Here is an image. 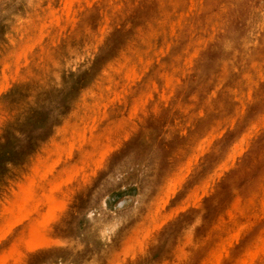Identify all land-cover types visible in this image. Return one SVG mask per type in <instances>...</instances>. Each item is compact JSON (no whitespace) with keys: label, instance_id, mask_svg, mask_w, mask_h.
I'll use <instances>...</instances> for the list:
<instances>
[{"label":"rangeland","instance_id":"374dc122","mask_svg":"<svg viewBox=\"0 0 264 264\" xmlns=\"http://www.w3.org/2000/svg\"><path fill=\"white\" fill-rule=\"evenodd\" d=\"M66 2L0 0V264H264V0Z\"/></svg>","mask_w":264,"mask_h":264},{"label":"bare ground","instance_id":"6f19581e","mask_svg":"<svg viewBox=\"0 0 264 264\" xmlns=\"http://www.w3.org/2000/svg\"><path fill=\"white\" fill-rule=\"evenodd\" d=\"M200 1H201V0H200ZM232 1H233V0H232ZM235 1H236V0H235ZM73 2H74V0H67V2L65 3V9H67V10H66V13H67V14H69V13L71 12V10H72V6H73ZM194 2H195V1H194ZM198 2H199V1H198ZM230 3H231V2H230ZM233 3H234V2H233ZM158 4H159V3H158ZM172 4H173V3H172ZM200 4H202V3H200ZM235 4H236V3H235ZM63 5H64V4H63ZM191 5L193 6V1L190 3L189 6H191ZM175 6H176V5H175ZM198 6H199L200 10L203 9V7H202L201 5H198ZM200 6L202 7V9H201ZM220 6H221V5H220ZM230 6H231V4H230ZM231 7H232V6H231ZM233 7H234V6H233ZM176 8H177V9H176ZM176 8H175L176 10L179 9L177 6H176ZM190 8H191V7H190ZM192 8H193V7H192ZM195 8H196V7H195ZM195 8H194V9H195ZM204 9H205V8H204ZM180 10H182V9H180ZM188 10H189V9H188ZM223 10H224V9H223ZM254 10H255V9H254ZM73 11H74V10H73ZM172 11H174V9H173ZM172 11L170 12L171 14H172ZM189 11H190V10H189ZM235 11H236V9H235ZM255 11H256V10H255ZM257 11H258V10H257ZM257 11H256V12H257ZM185 12H186V11H185ZM197 12H198V11H197ZM199 12H200V11H199ZM51 13L53 14V12H51ZM170 13L168 14V16L171 15ZM181 13H182V12H181ZM46 14H47V13H46ZM48 14H49V13H48ZM166 14H167V12H166ZM175 14H176V13H175ZM187 14H188V13H187ZM210 14H212V13H210ZM255 14H256V13H255ZM50 15H51V14H50ZM172 15H173V14H172ZM178 15H179V13H178ZM183 15H184V14H183ZM183 15H181V16H183ZM185 15H186V13H185ZM208 15H209V14H208ZM216 15H217V13H216ZM56 16H57V15H56ZM181 16H180V17L177 16V17H178V18H182ZM212 16H213V18H215L214 15H212ZM212 16H211V17H212ZM256 16H257V15H256ZM207 17H208V16H207ZM216 17H218V16H216ZM259 17L261 18L262 15H261V16L259 15ZM54 18H55V17H54ZM56 18H57V17H56ZM71 18H72V17H71ZM213 18H212V19H213ZM169 19H171V22H173L171 16H170ZM169 19H168V20H169ZM184 19H185V16H184ZM184 19H183V21H184ZM206 19H207V18H206ZM206 19H205V20H206ZM257 19H258V18H257ZM257 19H256V22L258 21ZM262 19H263V18H262ZM177 20H178V19H177ZM177 20H176V21H177ZM214 20H215V19H214ZM33 21H34V20H33ZM57 21H58V20H57ZM207 21H208V20H207ZM207 21H206V22H207ZM252 21H253V20H252ZM254 21H255V20H254ZM254 21H253V23L255 24ZM260 21H261V19H260ZM159 22H160V21H159ZM161 22H162V21H161ZM169 22H170V21H169ZM169 22H168V23H169ZM174 22H175V21H174ZM177 22H180V21H177ZM209 22H210V21H209ZM249 22H250V21H249ZM34 23H36V22H34ZM163 23H165V22H163ZM219 23H220V22H219ZM258 23H259V22H258ZM25 24H27V23H25ZM29 24H31V23H29ZM29 24H28V25H29ZM172 24H173V26H174V23H172ZM23 25H24V24H23ZM31 25H32V24H31ZM157 25H158V23H157ZM163 25H164V24L159 25V26L162 27ZM167 25H168V24H167ZM169 25H170V24H169ZM178 25H180V23H178L177 26H176V25H175V26H176V27H179ZM211 25H212V23H211ZM255 25H256V24H255ZM20 26H21V25H20ZM165 26H166V25H165ZM215 26H216V25H215ZM22 27H23V26H22ZM27 27H28V26H27ZM166 27H167V26H166ZM168 27H169V26H168ZM170 27H171V26H170ZM159 28H160V27H158V29H159ZM163 28H164V27H163ZM250 28H251V26H250ZM146 29H147V28H145V30H146ZM150 29H152V27H151ZM158 29H157V30H158ZM170 29H171V28H170ZM172 29H173V28H172ZM201 29H202V27H201ZM211 29H212V27H211ZM251 29H252V28H251ZM254 29H256L255 26H254ZM145 30H144V31H145ZM147 30H148V29H147ZM159 30H160V31H163L164 29H163V30L159 29ZM168 30H169V28H168ZM174 30H175V29H174ZM205 30H206V29H205ZM154 31H155V28H154ZM166 31H167V30H166ZM166 31H164L163 33H165ZM199 31H200V30H199ZM203 31H204V30H203ZM155 32H157V31H155ZM167 32H169V31H167ZM173 32H174V31H173ZM173 32H171V33H173ZM211 32H212V31H211ZM95 33H96V31H95ZM195 33H196V31H195ZM157 34L159 35L160 33L157 32L156 35H157ZM161 35H162V33H161L159 36H161ZM171 35H172V34H171ZM171 35H170V36H171ZM192 35H193V34H192ZM250 35H251V34H250ZM95 36H96V35H95ZM147 36H149V35H147ZM150 36H151V35H150ZM163 36H164V34H163ZM166 36H167V35H166ZM207 36H208V34H207ZM96 37H97V36H96ZM202 37H204V36L202 35ZM209 37H210V36H209ZM155 38H156V37H155ZM164 38H166V37L164 36ZM210 38H211V37H210ZM95 39H96V38H95ZM95 39H94V40H95ZM136 39H137V38H136ZM149 39H151V38H149ZM160 39H161V38H160ZM162 39H163V38H162ZM211 39H212V38H211ZM28 40H29V39H28ZM92 40H93V39H92ZM96 40H97V39H96ZM146 40H147V39H146ZM146 40H145V41H146ZM152 40H154V36H153V39H152ZM166 40H167V39H166ZM248 40H249V39H248ZM98 41H99V39H98ZM210 41H211V40H210ZM94 42H95V41H94ZM141 42H142V40H141ZM148 42H150V40H149ZM161 42H162V41H161ZM204 42H205V41H204ZM253 42H255V41H253ZM155 43H156V41H155ZM158 43H159V41H158ZM199 43H200V42H199ZM248 43H250V42H248ZM149 44H150V43H149ZM156 44H157V43H156ZM167 44H168V43H167ZM194 44H195V42H194ZM94 45H95V44H94ZM144 45H145V44H144ZM157 45H158V44H157ZM204 45H205V44H204ZM23 46H24V44H23ZM91 46H92V45H91ZM141 46H142V44H141ZM150 46H151V44H150ZM150 46H149V47H150ZM154 46H155V47H152V48H153L154 50L157 49L155 44H154ZM211 46H212V45H211ZM18 47H19V46H18ZM27 47H28V46H27ZM32 47H33V46H32ZM159 47L161 48L162 46H159ZM95 48H96V46H95ZM138 48H139V47H138ZM167 48H168V47H167ZM252 48H253V47H252ZM15 49H16V48H15ZM17 49H18V48H17ZM27 49H28V48H27ZM142 49H143V48H142ZM142 49H141V50L139 49V50L144 52V50H142ZM161 49H162V48H161ZM18 50H19V49H18ZM148 50H149V49H148ZM154 50H153V51H154ZM248 50H249V49H248ZM140 51H139V52H140ZM153 51L151 50L152 53H153ZM161 51H162V50H160L159 52H161ZM166 51H167V49H166ZM135 52H138V50L135 51ZM143 52H141V53H143ZM149 52H150V51H148V54H150ZM156 52H158V50H157V51H154L155 55L157 54ZM184 52H185V51H184ZM16 53H17V52H16ZM56 53H57V52H56ZM154 53H153V54H154ZM187 53H188V51H187ZM57 54H58V53H57ZM162 54H163V53H162ZM254 54H255V53H254ZM254 54H253V55H254ZM15 55H16V54H15ZM17 55H18V54H17ZM19 55H20V54H19ZM24 55H25V54H24ZM256 55H257V54H256ZM4 56H5V55H4ZM10 56H12V55H10ZM140 56H142V55H140ZM150 56H151V55H150ZM150 56H149V57H150ZM190 56H191V55H190ZM190 56H189V57H190ZM251 56H252V55H251ZM6 57H7V56H6ZM16 57H19V58H20V56H16ZM149 57H148V58H149ZM257 57H258V56H257ZM19 58H18V59H19ZM136 58H137V57H135V60H136ZM144 58H146V57H144ZM249 58H250V57H249ZM157 59H158V58H157ZM184 59H185V58H184ZM252 59H253V56H252ZM4 60H5V58H4ZM139 60H140V59H139ZM141 60H142V57H141ZM143 60H144V59H143ZM148 60H149V59H148ZM150 60H151V59H150ZM150 60H149V61H150ZM240 60H241V57H240ZM242 60H243V59H242ZM263 60H264V57H263ZM16 61H17V60H16ZM231 61H232V60H231ZM132 62H134V58H133V61H132ZM139 62H140V61H139ZM145 62H146V61L144 60V64H145ZM150 62H151V61H150ZM156 62H157V61H156ZM183 62H186V59H185V61H183ZM189 62H190V61H189ZM226 62H227V61H226ZM242 62H243V61H242ZM147 63H148V62H147ZM157 63H159V62H157ZM160 63H161V61H160ZM162 63H163V62H162ZM235 63H236V62H235ZM256 63H257V62H256ZM259 63H260V62H259ZM171 64H172V62H171ZM236 64H237V63H236ZM261 64H264V62L261 63ZM0 65H1V63H0ZM160 65H161V64H160ZM233 65H234V64H233ZM255 65H256V64H255ZM126 66H127V65H126ZM143 66H145V65H143ZM164 66H165V65H164ZM158 67H159V68H163V67H160L159 65H158ZM1 68H2V67H1ZM127 68H128V67H127ZM174 68H176V67H174ZM230 68H231V67H230ZM230 68H229V69H230ZM232 68H233V67H232ZM139 69H140V68H138V70H139ZM163 69H164V68H163ZM163 69H162V70H163ZM177 69H178V68H177ZM262 69H263V68H262ZM164 70H166V69H164ZM172 70H173V69H172ZM174 70H175V69H174ZM180 70H181V69H180ZM0 71H1V69H0ZM2 71H3V70H2ZM254 71L256 72V67H255V70H254ZM263 71H264V70H263ZM261 72H262V71H261ZM0 73L3 74L2 72H0ZM228 73H229V71H228ZM252 73H253V72H252ZM60 74H61V73H60ZM129 74H130V73H129ZM136 74H137V73H136ZM165 74H166V73H165ZM236 74H237V73H236ZM238 74H239V73H238ZM238 74H237V75H238ZM253 74H254V73H253ZM255 74H256V73H255ZM171 75H172V74H171ZM0 76H2V75H0ZM4 76H5V75H4ZM4 76H3V77H4ZM133 76H134V74H133ZM239 76H240V75H239ZM254 76H255V75H254ZM262 76H263V75H262ZM70 77H71V76H70ZM135 77H136V76H135ZM241 77H242V76H241ZM128 78H129V77H128ZM167 78H168V77H167ZM223 78H224V76H223ZM239 78H240V77H239ZM250 78H251V76H250ZM250 78H249V79H250ZM2 79H4V78H2ZM2 79H1V81H3ZM129 79H130V78H129ZM247 79H248V78H247ZM254 79H255V78H254ZM56 80H57V79H56ZM127 80H128V79H127ZM240 80H241V79H240ZM167 81H168V80H167ZM248 81H249V80H248ZM242 82H243V81H242ZM261 82H262V81H261ZM260 84H261V83H260ZM166 86H167V85H166ZM96 87H97V86H96ZM0 88H1V87H0ZM0 90H1V89H0ZM115 91H116V90H115ZM117 91H118V90H117ZM211 92H212V91H211ZM261 92H262V91H261ZM120 93H121V92H120ZM116 95H117V94H116ZM149 95H150V94H149ZM241 95L244 96L243 93H241ZM247 95H249V94H247ZM100 96H101V95H100ZM100 96H99V97H100ZM124 96H125V95H124ZM95 97H96V95H95ZM120 97H121V96H120ZM112 99H113V101H114V98H113V97H112ZM140 99H141V98H140ZM235 99H236V98H235ZM124 101H125V100H124ZM124 101H123V102H124ZM114 102H115V101H114ZM135 102H136V101H135ZM137 102H138V101H137ZM139 102H142V101L139 100ZM184 104H185V107H186V103H184ZM262 105H263V103H262ZM107 106H108V104H107ZM103 107H104V106H103ZM126 108H127V107H126ZM186 108H187V107H186ZM135 109H136V108H135ZM179 109H180V108H179ZM232 109H233V107H232ZM260 109H261V108H260ZM199 110H200V109H199ZM130 111H131V110H130ZM200 111H201V110H200ZM127 112H128V111H127ZM202 112H203V111H202ZM235 112H236V111H235ZM182 113H183V112H182ZM130 114H131V112H130ZM185 114H186V113H185ZM125 115H126V113H125ZM186 115H188V114H186ZM128 116L130 117L131 115H128ZM233 116H234V115H232V117H233ZM259 117L261 118V116H259ZM259 117H258V118H259ZM93 118H94V117H93ZM121 119H122V118H121ZM234 119H235V118H234ZM93 120H94V119H93ZM263 120H264V119H263ZM214 121H215V120H214ZM225 121H226V119H225ZM258 121L260 122V120H258ZM93 122H94V121H93ZM210 122H211V121H210ZM215 122H216V121H215ZM249 122H250V121H249ZM186 123H187V122H186ZM232 123H233V122H232ZM205 126H206V125H205ZM224 126H225V125H224ZM254 126H255V124H253V126H250V127H253V128H254ZM257 126H258V125H257ZM102 128H103V127H102ZM206 128L208 129L207 126H206ZM224 128H225V127H224ZM203 129H205V127H204ZM84 130H85V129H84ZM220 130H221V128H220ZM215 131H217V130H215ZM248 131H249V129H248ZM251 131H252V130H251ZM219 132H220V131H219ZM84 133H85V132H84ZM84 133H83V135H84ZM216 133H217V132H216ZM249 133H250V132H249ZM203 134H204V133H203ZM220 134H221V132H220ZM245 134H246V136H247L248 132H246ZM250 134H251V133H250ZM250 134H249V135H250ZM249 135H248L247 137H249ZM84 136H85V135H84ZM201 136H202V135H201ZM203 136H204V135H203ZM242 136H243V135H242ZM242 136H241V138H242ZM247 137H246V138H247ZM202 138H204V137H202ZM215 138H216V137H215ZM215 138H213V139H215ZM243 138L245 139L244 136H243ZM243 138H242L241 141H243ZM206 139H207V138H206ZM239 139H240V136H239ZM204 140H205V139H204ZM207 140H208V139H207ZM61 141H62V140H61ZM201 141H203V139H202ZM206 142H207V141H206ZM233 142H234V141H233ZM236 142H238V141H236ZM245 142L247 143V141H245ZM195 143H196V142H195ZM203 143H204V141H203ZM208 143H209V142H208ZM238 143H239V142H238ZM198 145H199V147H198L197 149H202V148H200V144H199V143H198ZM241 145H242V144H241ZM231 147H233V144H231ZM236 147H237V146H236ZM239 147H241V146L239 145ZM44 148H45V147H44ZM105 148H106V147H105ZM241 148H243V147H241ZM194 149H195V148H194ZM233 149H234V148H233ZM237 149H239V148H237ZM237 149H236V150H237ZM201 151H203V150H200V153L202 154ZM229 151L231 152V149H230ZM237 151H238V150H237ZM240 151H242V149L239 150V152H240ZM103 152H104V151H103ZM103 152H102V153H103ZM196 152H197V151H196ZM196 152H195V153H196ZM233 152H234V151H233ZM233 152H232V153H233ZM193 153H194V152H193ZM235 153H236V152H235ZM69 154H70V153H69ZM201 154H200V155H201ZM228 154L230 155L229 152H228ZM238 154H239V153H238ZM102 155H103V154H102ZM180 155H181V154H180ZM196 155H198V153H196ZM229 155H228V158H229ZM231 155H232V154H231ZM234 155H235V154H234ZM236 155H237V153H236ZM226 156H227V155H226ZM192 157H193V156H192ZM188 158H189V157H188ZM196 158H197V157H196ZM224 158H225V157H224ZM191 159H192V158H191ZM191 159L189 158L188 160L190 161ZM234 159H235V158H234ZM226 160L228 161L229 159H225V161H226ZM53 161H54V160H53ZM219 161H220V160H219ZM227 161H226V162H227ZM186 162H187V161H186ZM233 162H234V161H233ZM187 163H188V164H191V161H190V163H189V162H187ZM194 163H195V161H194ZM222 163H223V166H224L225 162H222ZM231 163H232V162H231ZM255 163H256V162H255ZM219 164H220V163H219ZM226 164H227V163H226ZM53 166H54V164H53ZM75 166H76V165H75ZM214 166H215V165H214ZM217 166H218V165H217ZM225 166H226V165H225ZM225 166H224V168H226ZM180 168H181V167H180ZM182 168H183V167H182ZM182 168H181V169H182ZM209 168H210V167H209ZM221 168H222V166H221ZM49 169H50V168H49ZM181 169H180V170H181ZM183 169H184V168H183ZM213 169H214V168H213ZM219 169H220V168H219ZM36 170H37V169H36ZM188 170H189V167H188V169L186 168V174H187V172H189ZM225 170H226V169H225ZM213 171H214V173H216L215 170H213ZM61 172H64V171H61ZM175 173H176V172H175ZM45 174H46V173H45ZM63 174H64V173H63ZM186 174H185V175H186ZM204 174H205V173H204ZM218 174L220 175L219 172H218ZM218 174H217V175H218ZM59 175H61V174H59ZM173 175H174V174H173ZM173 175H172V176L170 175V176L173 177ZM213 175H214V174H213ZM207 177L210 178L209 176H207ZM259 177H260V176H259ZM176 178H178V177L176 176ZM179 178H181V177L179 176ZM211 178H212V177H211ZM181 179H182V178H181ZM260 179H261V178H260ZM263 179H264V178H263ZM174 180H175V179H174ZM53 181H54V180H53ZM62 181H63V180H62ZM62 181H61V182H62ZM171 181H172V180H171ZM175 181H176V180H175ZM61 182H60V183H61ZM80 182H81V181H80ZM177 182L179 183L178 179H177ZM201 182H202V181H201ZM60 183H59V184H60ZM173 183H174V184H173V187H172L171 190H173V188H175V187H174V186H175V182H173ZM171 184H172V183H171ZM171 184H170V186H171ZM179 185H180V184H179ZM258 185H259V187H260V184H258ZM19 186H20V185H19ZM45 186H46V185H45ZM47 186H48V185H47ZM79 186H80V185H79ZM167 186H168V185H167ZM170 186H168V187H170ZM203 186H204V185H203ZM203 186H201V187H203ZM207 186H208V183H207ZM20 187H21V186H20ZM165 187H166V186H165ZM194 188H195V187H194ZM199 188H200V187H199ZM20 189H21V188H20ZM52 189H53V186H52ZM168 189H169V188H167V190H168ZM167 190H166V191H167ZM171 190H168V192H169V191L171 192ZM175 190H176V189H175ZM195 190H196V189H195ZM263 191H264V190H263ZM261 192H262V191H261ZM23 193H24V192H23ZM163 193H164V191H163ZM252 193H253V192H252ZM27 194H28V192H27ZM27 194H26V195H27ZM164 194H166V193H164ZM164 194H163V195H164ZM202 194H203V192H202ZM20 195H21V194H20ZM20 195H19V196H20ZM194 196H195V195H194ZM251 196H252V195H251ZM14 197L16 198V195H15ZM166 198H168V196H166ZM251 198H252V197H251ZM21 199H22V198H21ZM23 199H25V196L23 197ZM198 199H199V198H198ZM11 201H12V200H11ZM21 201H23V200H21ZM161 201H162V200H161ZM165 201L167 202V199H166ZM16 202H17V201H16ZM25 202H26V201L24 200V202H20V203L22 204V203H25ZM158 202H159V201H158ZM11 203H12V202H11ZM163 203H164V200H163ZM163 203H162V204H163ZM16 204H17V203H16ZM164 204H165V203H164ZM246 204H247V203H246ZM262 204H263V201H262ZM12 205H13V204H12ZM234 205H236V203H235ZM263 205H264V204H263ZM17 206H18V204H17ZM4 207H5V206H4ZM156 207H157V206H156ZM178 207H179V206H178ZM20 208H21V207H20ZM163 208H164V207H163ZM261 209H262V208H261ZM49 211H50L51 214H52V213H53V207H51V209H50ZM246 211H247V209H246ZM249 211H250V210H248V212H249ZM18 212H19V211H18ZM250 212H251V211H250ZM261 212H262V210H261ZM251 213H252V212H251ZM20 214H21V213H20ZM255 214H256V213H255ZM257 214H258V213H257ZM24 215H26V214L24 213ZM155 215H156V213H155ZM261 215H264V214H261ZM10 216H11V215H10ZM250 216H251V215H250ZM256 216H257V215H256ZM13 217H14V215H13ZM15 217L18 218V217H17V214L15 215ZM155 217H156V216H155ZM254 217H255V216H254ZM260 217H261V216H260ZM9 218H10V217H9ZM9 218H8V219H9ZM8 219H7V220H8ZM152 219H153V218H152ZM252 219H253V216H252ZM0 220H1V219H0ZM3 220H4V219H3ZM29 221H30V220H29ZM3 222H5V221H3ZM10 222H11V219H10ZM10 222L7 221V223H10ZM13 222H14V221H13ZM18 222H20V220H18ZM0 223H1V222H0ZM7 223H6V224H7ZM7 225H8V224H7ZM10 225H11V223H10ZM10 225H9V226H10ZM160 225H161V224H160ZM5 226H6V225H5ZM153 226H155V224H153ZM0 227H1V228H0V229H1L0 232H1V231H3V230H2L3 227H2V225H0ZM6 227H7V226H6ZM10 227H11V226H10ZM48 227L50 228V226H48ZM237 228H240V226H239V227L237 226ZM237 228H236V229H237ZM4 229H5V228H4ZM7 230H9V228H7ZM148 230H149V229H148ZM148 230H147V231H148ZM259 230H260V229H259ZM259 230H258V231H259ZM7 232H8V231H7ZM235 232L237 233V232H238V229H237V231L234 230V234H235ZM1 233H2V232H1ZM34 234H35V233H34ZM2 235H4V234H2ZM235 235H236V237H237V234H235ZM257 235H258V234H257ZM230 236H231V234L229 235V238H230ZM254 236H256V235H254ZM263 236H264V235H263ZM35 237H36V234H35ZM143 237H145V235H144ZM223 238H224V237H223ZM229 238H228V239H229ZM42 239H43V238H42ZM42 239L40 238V240H42ZM232 239H233V236H232ZM232 239H231V240H232ZM234 239H235V238H234ZM253 239H254V238H253ZM255 239H256V238H255ZM263 239H264V238H263ZM223 240H224V239H223ZM235 240H237V239H235ZM19 241H20V240H19ZM228 241H230V240H228ZM253 241H254V240H253ZM140 243H141V242H140ZM230 243H231V242H230ZM230 243H229V245H230ZM254 244H255V243H254ZM254 244H252V245H254ZM192 245H193V244H192ZM247 245H248V244H247ZM249 245H250V244H249ZM252 245H251V246H252ZM186 246H187V245H186ZM223 246H224V245H223ZM244 246H245V245H244ZM179 247H180V246H179ZM192 247H193V246H192ZM253 247H256V246L254 245ZM253 247H252V249H254ZM129 248H130V247H129ZM222 248H224V247H222ZM247 248H248V247H247ZM256 248H257V247H256ZM248 249H250V248H248ZM248 249H246V250L248 251ZM252 249H250V250H252ZM250 250H249V251H250ZM257 250H259V249L257 248ZM254 251H256V249H254ZM209 252H211V251H209ZM212 252H213V251H212ZM245 252H246V251H245ZM245 252H243V253H245ZM261 252H262V250H261ZM243 253H242V254H243ZM247 253H252V252H247ZM262 253H263V252H262ZM205 254H206V253H205ZM210 254H211V253H210ZM226 254H227V253H226ZM252 254H253V253H252ZM254 254L256 255V252H255ZM122 255H123V254H122ZM217 255H218V254H217ZM220 255H221V253H220ZM243 255H244V254H243ZM245 255H246V253H245ZM247 256H248V255H247ZM118 257H119V256H118ZM207 257H208V256H207ZM242 257H243V256H242ZM249 257H250V255H249ZM252 257H253V256H252ZM252 257H251V258H252ZM254 257H255V256H254ZM205 258H206V257H205ZM239 259H246V258L244 257V258H239ZM218 260H219V258H218ZM237 261H239V260H237ZM237 261H236V262H237ZM243 261H245V260H243ZM243 261H240V262L242 263ZM251 261H252V260H251ZM195 262H196V261H195ZM234 262H235V261H234ZM236 262H235V263H236ZM216 263L218 264V261H217ZM243 263H245V262H243ZM214 264H215V263H214ZM245 264H246V263H245ZM247 264H248V263H247Z\"/></svg>","mask_w":264,"mask_h":264}]
</instances>
